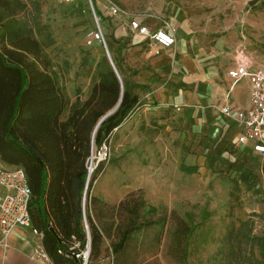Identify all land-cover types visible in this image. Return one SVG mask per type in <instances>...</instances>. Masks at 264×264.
Masks as SVG:
<instances>
[{"label":"rangeland","instance_id":"obj_1","mask_svg":"<svg viewBox=\"0 0 264 264\" xmlns=\"http://www.w3.org/2000/svg\"><path fill=\"white\" fill-rule=\"evenodd\" d=\"M37 1L41 22L49 25L55 39L45 52L60 83L73 94L91 90L107 50L128 83L121 63L132 48L133 16L169 22L178 16L190 27L189 40L197 48H218L228 59L249 62L252 70L264 68V0ZM166 24L161 27L170 28ZM120 29L127 32V41L118 62L111 45L120 40ZM97 31L105 43L90 38ZM201 147L200 140L188 137L178 112L140 105L114 130L104 155L94 150L100 160H94L95 170L88 175L86 202L94 197L107 210L137 192L159 212L191 213L198 223L207 211L210 217L188 240L187 264H264L260 248L251 242L264 236V155L235 144ZM170 225L168 220L164 227L139 232L125 250L128 262L138 258L139 264H180L173 258ZM111 240L106 245L113 264Z\"/></svg>","mask_w":264,"mask_h":264},{"label":"trees","instance_id":"obj_2","mask_svg":"<svg viewBox=\"0 0 264 264\" xmlns=\"http://www.w3.org/2000/svg\"><path fill=\"white\" fill-rule=\"evenodd\" d=\"M96 13L101 16L97 8ZM54 44L49 25L41 22L37 0H0V159L27 175L31 224L43 236L45 251L55 264H80L59 251L74 243L84 249L89 242L92 264L110 258L106 241L112 238L113 264H139L138 258L127 260L129 242L143 229L164 227L170 220L173 258L187 264L188 240L210 217L207 211L198 223L191 213L159 212L137 192L107 210L94 197L84 201L92 152L108 144L114 130L136 111L140 103L134 90L146 86L127 83L116 63L119 79L103 57L88 98L71 103L45 52ZM120 99L116 112L96 130ZM106 217L119 223H107ZM252 241L264 260V236Z\"/></svg>","mask_w":264,"mask_h":264},{"label":"crops","instance_id":"obj_3","mask_svg":"<svg viewBox=\"0 0 264 264\" xmlns=\"http://www.w3.org/2000/svg\"><path fill=\"white\" fill-rule=\"evenodd\" d=\"M133 19H137L151 32L162 29L163 22L175 32V44L155 56L151 53V41L130 27L134 33L129 37L132 48L121 66L130 85L146 86L145 89L134 90L140 105H153V108H159L160 111L173 109L178 112L188 137L200 140L202 151L214 145L226 148L235 144L255 153L250 144H238L242 132L240 125L236 119L222 113V109L227 106L234 111L249 106L250 85L247 78L234 83L228 75L230 70L240 64L241 59L236 56L228 59L225 52L218 48H197L195 42L189 40L190 27L178 16H173L170 22L154 21L144 16H133ZM118 32L120 35H116V38L120 40L113 42L111 51L119 62L121 55L124 57L121 45L127 41V32L121 29ZM66 92L73 103L78 97L82 101L86 100L90 91L82 90L80 94H73L67 87ZM175 106H179L180 110L177 111ZM68 114L69 110L65 116ZM0 167L13 168L1 159ZM5 192L0 187V195ZM42 239L43 236L35 233L32 226L18 227L9 234L0 229V264H55L51 258L44 261L33 257L34 249L43 246ZM92 264L112 262L106 257Z\"/></svg>","mask_w":264,"mask_h":264},{"label":"built area","instance_id":"obj_4","mask_svg":"<svg viewBox=\"0 0 264 264\" xmlns=\"http://www.w3.org/2000/svg\"><path fill=\"white\" fill-rule=\"evenodd\" d=\"M113 12L117 13L118 10L113 9ZM130 27L137 34L147 37L151 41V53L155 56L160 55L161 52L175 44V32L171 28H162L151 32L148 27L142 25L137 19L130 21ZM90 38L105 43L101 31L90 33ZM228 75L234 80V83L242 78H247L250 85L249 106L239 111H234L230 106H227L222 109V113L228 118L236 119L240 125L242 132L238 139V144H250L255 153L264 155V68L252 70L249 62L241 60L235 69L228 72ZM174 108L177 111L180 110L179 106ZM107 149L108 144L104 143L96 151L99 155L101 153L104 155ZM94 153L93 151L91 157ZM91 157L90 168L88 166L89 173L95 170L92 168L94 160H100L99 157ZM0 187L6 190L3 195H0V229L4 233L9 234L18 227H31L29 209L32 192L25 171L22 168L13 167L6 169L0 167ZM34 232L38 233L36 230ZM59 254L64 255L67 259L76 258L80 264H90L89 242L84 249H80V245L74 243L68 250H60ZM33 257L44 261L50 260L48 253L41 245L34 249Z\"/></svg>","mask_w":264,"mask_h":264},{"label":"water","instance_id":"obj_5","mask_svg":"<svg viewBox=\"0 0 264 264\" xmlns=\"http://www.w3.org/2000/svg\"><path fill=\"white\" fill-rule=\"evenodd\" d=\"M255 4V2L253 1V2H251L250 3V5L252 6V5H254ZM107 58H108V60H109V62H110V64H111V66H112V68L114 69V71L116 72V74H117V76L119 77V74H118V72H117V70H116V67H115V65H114V63H113V60L111 59V56H110V54H109V51L107 50ZM119 79H120V77H119ZM120 82H121V80H120ZM120 103H121V99H120V101L118 102V104L116 105V107L114 108V109H112L110 112H108L100 121H99V123H98V125H97V127H96V130H97V128L99 127V125L108 117V116H110L111 114H113L114 112H116V110L118 109V107H119V105H120Z\"/></svg>","mask_w":264,"mask_h":264}]
</instances>
